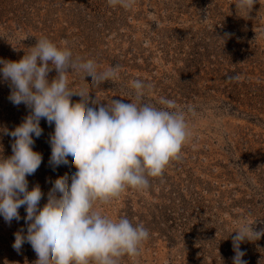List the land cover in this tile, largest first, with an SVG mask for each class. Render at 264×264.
Here are the masks:
<instances>
[{"label": "rangeland", "instance_id": "rangeland-1", "mask_svg": "<svg viewBox=\"0 0 264 264\" xmlns=\"http://www.w3.org/2000/svg\"><path fill=\"white\" fill-rule=\"evenodd\" d=\"M236 4L137 0L125 9L107 0H0V58L18 61L47 36L70 48L73 63L101 72L118 66L117 78L100 85L70 77V95L89 94L101 104L135 102L132 81L139 79L146 85L142 102L162 107L163 97L185 113L190 136L180 158L161 177H150L147 190L128 188L94 206L150 232L140 255L120 264H232L231 232L240 222L264 230V0L249 14ZM225 33L230 36L223 40ZM56 75L52 69L49 79ZM10 91L0 80V129H13L30 112L8 99ZM40 126L33 149L43 161L27 179L29 188H40L42 212L51 189L76 168L49 172L53 133L46 119ZM12 143L0 132L5 157ZM18 211L21 219L10 224L0 216V264H36L26 246L21 252L12 247L14 233L26 230L25 208ZM240 248L248 264H264V235Z\"/></svg>", "mask_w": 264, "mask_h": 264}, {"label": "clouds", "instance_id": "clouds-1", "mask_svg": "<svg viewBox=\"0 0 264 264\" xmlns=\"http://www.w3.org/2000/svg\"><path fill=\"white\" fill-rule=\"evenodd\" d=\"M107 2L131 9L137 0ZM256 2L237 0L236 7L249 14ZM229 36L225 33L223 40ZM71 57L70 48L42 36L18 61L0 58V80L11 89L8 99L30 109L19 125L0 129L13 138L10 156L0 148V216L10 224L21 219L18 210L25 208L26 230L14 233L12 247L21 252L26 246L36 264H120L125 256L140 255L150 232L127 216L112 219L94 206L110 203L128 188L147 190L150 177H161L169 163L180 158L190 130L175 101L161 97L162 107L142 102L146 85L139 79L132 81L135 102L101 104L89 94L70 95V77L100 85L118 76V66L101 72L92 64L73 63ZM52 69L57 75L50 80ZM74 103L79 107L74 109ZM41 119L53 133L49 172L76 168L51 189L42 212L40 188H29L27 179L43 161L33 149L34 137L43 133ZM233 232L232 264H248L240 245L258 240L264 230L241 221Z\"/></svg>", "mask_w": 264, "mask_h": 264}]
</instances>
